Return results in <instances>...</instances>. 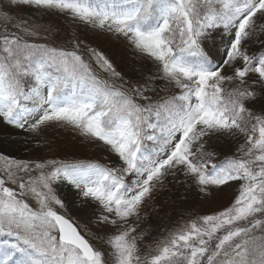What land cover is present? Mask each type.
I'll use <instances>...</instances> for the list:
<instances>
[{"label":"snow or ice","instance_id":"1","mask_svg":"<svg viewBox=\"0 0 264 264\" xmlns=\"http://www.w3.org/2000/svg\"><path fill=\"white\" fill-rule=\"evenodd\" d=\"M0 9V264H264V0H8ZM29 8L33 18L15 14ZM111 35L155 72L126 80L58 20ZM163 88L171 89L161 94ZM155 93V95H153ZM48 127L107 162L21 158ZM243 137L214 162L212 136ZM118 162V166L111 164ZM229 206L179 223L141 251L133 226L169 178ZM75 196L103 235L65 215Z\"/></svg>","mask_w":264,"mask_h":264},{"label":"rangeland","instance_id":"2","mask_svg":"<svg viewBox=\"0 0 264 264\" xmlns=\"http://www.w3.org/2000/svg\"><path fill=\"white\" fill-rule=\"evenodd\" d=\"M8 0H0V9L7 12ZM15 14L24 18H33V11L29 8H16ZM44 21L58 20L67 27V31L78 35L85 45L96 48L105 53L113 62L117 71H123V77L132 83H137L142 79L148 78L149 74L155 72V66L147 58L134 57L129 53V49L125 47L123 42L111 35L92 33L86 30L74 28L68 21L62 17H43ZM58 24V27L60 26ZM59 43V42H57ZM161 94H169L172 90L163 88ZM155 95V93H153ZM215 140L220 141L223 145L231 146L232 150L227 153L234 156L241 155L239 149L243 143V137H232L228 135H216ZM40 143L36 146L38 150L25 153L21 158L32 161L42 162L45 160H67L74 161H99L107 162L110 157L101 147L83 140L70 130L61 127H48L39 137ZM226 151V149H225ZM110 166H118V162ZM237 188L221 190L215 187L209 188L208 191L201 193L202 201L200 203L198 213L199 216L210 215L230 205L235 197ZM76 203L72 207L67 208L65 215L71 217L75 222L79 223L82 228H86L89 233L103 235L111 229H101L93 223L98 210L91 206L87 201H82L79 196L74 197ZM141 215V212L140 214Z\"/></svg>","mask_w":264,"mask_h":264},{"label":"trees","instance_id":"3","mask_svg":"<svg viewBox=\"0 0 264 264\" xmlns=\"http://www.w3.org/2000/svg\"><path fill=\"white\" fill-rule=\"evenodd\" d=\"M59 27L61 36L58 42L66 44L73 33L67 31L64 24H60ZM118 68L122 75L121 67L118 66ZM261 107H264V103ZM214 138L212 136L208 139L205 145L206 149L214 154V162L232 157L227 153V150L231 151L232 147L223 145ZM201 201L202 194L197 186L186 181L184 177L166 180L163 186L158 187L152 197L142 206L139 220L133 225L136 228L134 235L138 237V248L143 251L145 245L150 246L155 240L162 239L179 223L201 217L198 213Z\"/></svg>","mask_w":264,"mask_h":264}]
</instances>
